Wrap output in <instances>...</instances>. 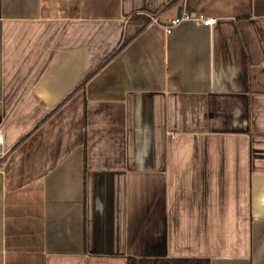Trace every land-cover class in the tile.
<instances>
[{"label":"crops","instance_id":"0c3cea01","mask_svg":"<svg viewBox=\"0 0 264 264\" xmlns=\"http://www.w3.org/2000/svg\"><path fill=\"white\" fill-rule=\"evenodd\" d=\"M0 130V264H264V0H1Z\"/></svg>","mask_w":264,"mask_h":264},{"label":"trees","instance_id":"16d2710c","mask_svg":"<svg viewBox=\"0 0 264 264\" xmlns=\"http://www.w3.org/2000/svg\"><path fill=\"white\" fill-rule=\"evenodd\" d=\"M1 12V0H0ZM128 264H211L210 258L202 257H165V258H134L129 257Z\"/></svg>","mask_w":264,"mask_h":264},{"label":"built area","instance_id":"2783aa9c","mask_svg":"<svg viewBox=\"0 0 264 264\" xmlns=\"http://www.w3.org/2000/svg\"><path fill=\"white\" fill-rule=\"evenodd\" d=\"M186 18H195L203 21L205 24H213L216 21V17H210V16H205L204 14L200 15H192L189 12H185L181 15H177L173 17L170 21V23L167 25V31H172L173 27L178 24L181 20L186 19ZM2 131L0 130V144H2ZM5 154V150H0V159L3 157Z\"/></svg>","mask_w":264,"mask_h":264},{"label":"water","instance_id":"95a60500","mask_svg":"<svg viewBox=\"0 0 264 264\" xmlns=\"http://www.w3.org/2000/svg\"><path fill=\"white\" fill-rule=\"evenodd\" d=\"M179 14L181 15V11L179 12Z\"/></svg>","mask_w":264,"mask_h":264}]
</instances>
